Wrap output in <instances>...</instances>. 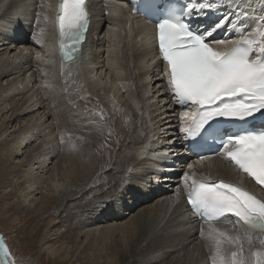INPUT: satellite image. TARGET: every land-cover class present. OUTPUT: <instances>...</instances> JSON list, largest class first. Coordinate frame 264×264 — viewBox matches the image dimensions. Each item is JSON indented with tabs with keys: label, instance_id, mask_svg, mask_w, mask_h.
I'll use <instances>...</instances> for the list:
<instances>
[{
	"label": "bare ground",
	"instance_id": "bare-ground-1",
	"mask_svg": "<svg viewBox=\"0 0 264 264\" xmlns=\"http://www.w3.org/2000/svg\"><path fill=\"white\" fill-rule=\"evenodd\" d=\"M186 1L196 9L204 7L191 19L201 30L215 23V13H222L218 21L229 17L209 39L212 46L242 36L260 41L264 0ZM60 3L0 0V143L6 140L8 155L16 157L36 142L29 159L15 161L27 189L24 194L18 189L20 206L27 202L26 210L31 208L37 201L32 196L43 192L33 209L41 216L53 208L44 206L48 195L64 206L72 191L95 185L91 202L98 209L87 215L66 212L70 223H78L71 236L76 243L72 261L95 258L94 264H115V256H126L127 264H212L219 234L237 235L235 218L206 221L190 213L185 195L192 181H224L264 201L262 187L223 152L202 158L189 151L181 128L187 127L194 109L181 106L166 86L154 18L133 14L126 0H87L86 40L75 58L61 63L55 52ZM261 123L258 119L251 128ZM92 128L96 131L89 133ZM70 135L67 147L74 137L76 142L83 137L93 141L96 160L87 158L86 146L73 144L79 153L49 166L58 155V137ZM86 161L92 168L89 177ZM104 170L109 175L100 177ZM138 219L142 227L135 225ZM56 222L50 218L42 230L43 251L53 250L43 242L53 235L49 227ZM145 234L154 238L143 241ZM134 235L137 240L130 243ZM83 243L87 257L81 254ZM241 243L250 255L248 242ZM225 248L236 251L238 245ZM261 248L254 237L251 250ZM4 256L0 253V264H10Z\"/></svg>",
	"mask_w": 264,
	"mask_h": 264
},
{
	"label": "snow or ice",
	"instance_id": "snow-or-ice-1",
	"mask_svg": "<svg viewBox=\"0 0 264 264\" xmlns=\"http://www.w3.org/2000/svg\"><path fill=\"white\" fill-rule=\"evenodd\" d=\"M135 9L156 19L159 52L166 62V86L181 106L194 109L181 132L188 138L200 137V141L218 140L223 154L264 191V123L258 130L227 133L217 125L218 120L264 122V32L260 41L242 36L231 43L221 39L212 46L209 38L229 17L196 30L191 17L204 7L171 9L162 18L161 0H140ZM88 20L85 0H61L56 23L63 58L72 59L81 46ZM188 202L210 218H235L237 235L219 234L212 264H264V201L224 181L193 180ZM254 237L259 238L261 249L251 250ZM242 241L248 242L250 255L245 254ZM225 245H238V250ZM6 251L0 242V253Z\"/></svg>",
	"mask_w": 264,
	"mask_h": 264
},
{
	"label": "rangeland",
	"instance_id": "rangeland-1",
	"mask_svg": "<svg viewBox=\"0 0 264 264\" xmlns=\"http://www.w3.org/2000/svg\"><path fill=\"white\" fill-rule=\"evenodd\" d=\"M87 131L89 133H94L96 130L92 128ZM63 134L59 133L58 136L65 137V134ZM71 137H73V135L62 139L58 137V155L52 158V162L49 166L55 162H60V164L63 163V158L67 156L68 153L69 155L77 154V152L79 153V148H75L78 146H86L85 151L89 154L87 158L89 160H96L97 156L95 155L93 141L89 140L88 137H83L81 140L77 139L76 142V137H74V139L71 140V143L72 145L76 144V146L74 148L71 147L72 145L67 147L65 143L69 142ZM2 142L6 143V140H3ZM2 142L0 143V240L4 245V248L7 250L3 253L5 255V259L10 264H69L68 260H70L71 264H76L77 262L78 264H94L95 258L91 260L90 263L89 260L82 258L72 261L74 258L71 257V254L75 251L76 243L75 239L71 236L73 233L72 231L74 230L75 232V225L78 223H70L66 214L69 213V211H71L69 213L70 215L71 213L74 214L75 212L72 211L77 210L79 214L87 215L91 213L92 210L98 209L99 207H95L97 203L93 205L91 202L98 186L96 187L94 185L91 189L83 188L79 191H72L70 198L64 202V206L59 205L60 203L58 204V197H51L48 195L47 198H49V200H46V204L44 206H53L52 210H50L47 214L37 216L38 212L33 211V209L34 207H37V201L40 200L43 192L37 194V196H32L33 199H37V201L33 202L31 208L26 210L27 202L23 204L24 206H20L19 202L21 201V197L19 196V193L21 190L18 189H24L22 192L23 194L27 192V189L25 187L26 184L21 182L19 179V165L15 163V161H26L29 159L31 157L29 151L34 148L36 142L29 144L28 148H25L26 150L22 149L23 154L16 157L8 155L9 151ZM73 149L75 150L70 152ZM83 164L87 165L85 169L87 170L88 168L87 177H89L92 174V168L89 169L91 165L89 164V161H86ZM107 172L108 170H104L99 176L101 177L103 175L104 177H107L109 175L106 174ZM117 185L113 188L105 189V193L116 189ZM100 192L102 193L103 191ZM54 201H56V203ZM94 202H96V200ZM145 217L147 219V216ZM50 218H55L57 222L49 227L53 230V235L50 238L45 239L43 243L50 244L53 247V250L49 249L47 251L45 249L43 251L40 247V239L43 231L46 227L48 228L47 222ZM138 221V224L135 225H140L139 227H142V220L140 221L138 219ZM136 236L137 235H134L129 242L134 243L137 240ZM153 238L154 235L148 237L147 234H145L143 241ZM154 240H156V238ZM85 244L86 243H83L80 247L82 248L81 254L83 257H87L86 253H83L85 252V250H83ZM80 248L78 250H80ZM123 257L125 258L126 256H115V264H127Z\"/></svg>",
	"mask_w": 264,
	"mask_h": 264
}]
</instances>
